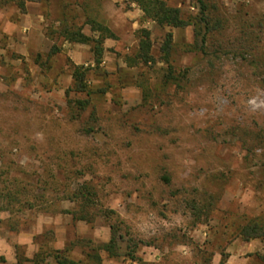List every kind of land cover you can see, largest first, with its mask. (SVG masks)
I'll return each instance as SVG.
<instances>
[{
    "label": "rangeland",
    "instance_id": "rangeland-1",
    "mask_svg": "<svg viewBox=\"0 0 264 264\" xmlns=\"http://www.w3.org/2000/svg\"><path fill=\"white\" fill-rule=\"evenodd\" d=\"M20 1L0 8L24 12ZM31 1L42 2L39 28L60 52L21 54L0 39V264H38V253L66 247L89 264L94 252L100 264H219L230 252L264 264V238L239 235L264 221V0H205L203 53L192 50L201 23L161 28L130 0H64L69 24L97 36L85 23L94 20L115 35L99 65L78 63L89 96L71 89L60 0ZM165 1L197 21V0ZM142 28L151 64L136 59ZM168 31L171 67L160 52ZM83 187L89 221L64 212ZM116 218L121 256L110 257L98 246ZM138 240L149 244L132 260L127 245Z\"/></svg>",
    "mask_w": 264,
    "mask_h": 264
},
{
    "label": "trees",
    "instance_id": "trees-1",
    "mask_svg": "<svg viewBox=\"0 0 264 264\" xmlns=\"http://www.w3.org/2000/svg\"><path fill=\"white\" fill-rule=\"evenodd\" d=\"M132 3L137 5L139 9L143 12V18L145 20L153 21L157 26L161 28H183L189 25L195 26L196 23H201L203 25V32H197L198 40H196L193 44L192 50L197 49L200 52H204V47L207 40L208 32L211 30L209 27V22L207 20V6L205 0H197L198 3V19H186L180 8L176 6H171L167 4L165 0H130ZM1 3H7L8 0H1ZM47 5H51V0H45ZM62 11L58 16V21L61 24V30H59V35L65 41L72 43H81L88 44L91 47V51L93 53V61L96 65H99L102 61L103 53H104V41L108 38H115L114 33L103 24L95 22L94 20H87V24L90 25V28L93 32L97 33V36H90L85 34L82 29V25H74L69 24L67 21V16L64 13L65 8L68 3L64 0H60L59 2ZM18 6L21 11H25V0H21L18 2ZM53 37L52 34L49 35ZM138 49L136 53V59L143 64H151L155 62L154 55L152 53V44L150 39L149 30L142 28L139 30L138 35ZM173 47V34L171 31H168L164 35V39L162 45L160 47V52L162 55V59L164 62L168 63L169 67V57L170 51ZM60 52V48L55 44V42L50 47V50L45 54V57L48 59L50 56L55 55ZM42 56V54H39ZM71 77H72V90L80 93H86V95H90L91 91L89 90V86L87 84V70L88 68H84L83 65L72 64ZM171 76H168V78ZM73 103L77 106L79 110H84L88 105V100H75ZM163 181L168 184L170 182V178L168 176L162 177ZM15 193V192H12ZM90 192L88 188H80L77 192H70L68 197L72 200H79L80 203L77 205V208L71 210H64L66 213H70L72 215L73 220H84L89 221L86 212L84 209L91 202ZM14 195V194H13ZM12 194L11 198H13ZM31 205V204H30ZM111 213H114L111 211ZM120 221L116 218L113 222H110V237L107 242L98 246L99 249L104 250L108 256L110 257H119L121 253L119 252V240L122 235L120 233ZM239 235L244 240H249L253 238H264V221L259 223L258 221H252L244 226H242ZM141 244H149V241L146 240H138L137 242H133L132 244L127 245L129 249L127 252V256L130 259L135 260V250L138 245ZM70 248L66 247L62 250H51L43 253H38L36 255V262L38 264H89L84 262L81 259L73 258L69 255ZM88 256L95 260V264H100L101 259L99 255L94 252V254H88ZM225 259V257H224ZM264 259V258H263ZM209 262V261H208ZM207 262V264H208ZM219 264H224V260H222Z\"/></svg>",
    "mask_w": 264,
    "mask_h": 264
},
{
    "label": "crops",
    "instance_id": "crops-1",
    "mask_svg": "<svg viewBox=\"0 0 264 264\" xmlns=\"http://www.w3.org/2000/svg\"><path fill=\"white\" fill-rule=\"evenodd\" d=\"M42 14L43 12H42L41 1L37 2V1L27 0L25 2L24 12H19L15 8L6 10L5 7H1L0 8V17H1L0 39L5 36H8L7 37L8 44H10L12 47L14 46V50L21 54L24 53L26 48L27 50L32 49L34 51H41L44 53L48 52V49L52 46L53 41L49 39L44 34V32L39 28V22L42 20V16H43ZM27 22L29 24V27H26L25 23ZM7 24L8 26H6ZM26 31H28L27 34ZM82 31L85 34H87L84 31V29H82ZM106 40L107 39H105L104 41V52L106 47ZM65 43L66 44H64L63 46L66 47L67 53L75 61V64L78 63L87 64L88 62L89 63L94 62L93 53L91 51L90 45L81 44V43H72L68 41H65ZM83 51L84 52L86 51V58L81 57ZM249 243L251 242H247V245H249ZM248 249H249L248 246H242L240 250V254L242 253V251L243 252L248 251ZM235 258L238 259L239 261L235 262L233 260ZM224 264H248V262L246 260L241 259L239 254L237 255V257H235V253L230 252L229 257L226 259Z\"/></svg>",
    "mask_w": 264,
    "mask_h": 264
}]
</instances>
